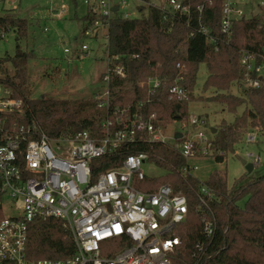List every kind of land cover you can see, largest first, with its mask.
Masks as SVG:
<instances>
[{"label": "built area", "instance_id": "1", "mask_svg": "<svg viewBox=\"0 0 264 264\" xmlns=\"http://www.w3.org/2000/svg\"><path fill=\"white\" fill-rule=\"evenodd\" d=\"M221 1L220 29L228 41L236 22L264 16V0ZM84 3L97 17L83 33L87 38H97L103 29L108 33L110 21L117 14L132 19L134 6L139 13L141 8L153 7L166 15L190 16V9L182 0H85ZM115 7L117 13L113 11ZM208 41L215 42L213 38ZM87 52L88 47L82 46L81 53ZM107 56L109 71L103 78L106 90L95 98L98 108L107 114L101 124L103 136L98 139L88 131L50 139L37 124L19 126L13 116L21 113L22 103L12 97V90L0 85V264H175L181 257L180 232L190 213L189 202L170 184L155 188L146 182L158 179L144 172L146 164L157 167L148 154H131L120 166L105 172L93 170L94 161L139 140L176 146L168 142L166 127L159 123L157 114L146 110L162 81L148 78L140 83L147 90L148 102L113 107L110 73L124 78L125 72L111 63L109 47ZM239 69L240 87L260 89L264 80V46L257 52L243 50ZM183 82L180 69L169 88L170 99H189L190 92L182 86ZM203 124L201 117L191 115L184 132L176 133L182 138L176 140L174 135L179 143L178 152L186 163L180 171L183 175L192 176L196 169L191 167L190 160L215 155L212 140L200 131ZM257 143V136L249 131L241 145ZM242 159L255 169L262 160L260 155L248 151ZM142 184L145 189L140 188ZM197 198L202 238L195 245L191 264L205 261L217 231L211 207L219 201L215 192L202 185ZM36 220L59 221L74 243V254L60 260L29 259V225Z\"/></svg>", "mask_w": 264, "mask_h": 264}, {"label": "trees", "instance_id": "2", "mask_svg": "<svg viewBox=\"0 0 264 264\" xmlns=\"http://www.w3.org/2000/svg\"><path fill=\"white\" fill-rule=\"evenodd\" d=\"M182 1L190 9L189 18L181 14L166 15L150 7L141 8V16L137 19H124L117 14L110 21L109 58L113 65L122 67L125 72L124 78L110 73L111 104L113 107H124L131 103L148 102L147 90L141 88L140 83L148 78H158L162 85L149 99L147 112L156 113L159 123L165 127L185 119L187 121L188 106L195 99L193 91L199 67L205 64L208 79L204 91L215 89L223 93L208 101L225 105L233 114L242 106L247 107L233 124L223 123L215 129L212 140L214 160L223 164L228 155L235 153L241 145L246 129L264 130V80L260 89L245 90L244 98L228 93L231 84L242 77L239 69L241 52L246 49L257 52L264 46V16L236 22L232 38L228 41L220 29L221 0ZM10 13L13 12L0 16L2 35L13 31L18 40L26 38L28 21L12 17ZM96 19L89 12L83 20V33L93 26ZM206 30L208 33H205ZM209 38L215 42L211 44ZM33 57V54L22 52L18 46L15 57L0 59V85L12 90V97L22 103L21 113L13 116L16 123L19 126L37 124L50 139L80 131H88L93 138H101V124L107 114L98 108L96 97L88 101L28 98L26 76L28 62ZM7 64L13 67V76L8 74ZM180 69L184 75L182 86L190 92L187 101L169 97V88ZM178 145V142L172 147L139 140L94 161L93 170L95 173L105 172L120 166L131 154L146 153L150 162L165 171V177L146 182L155 188L163 184L172 185L176 192L186 196L190 208L187 222L180 232L183 240L181 257L175 264H191L195 245L202 238V222L196 212L199 204L197 196L202 185L212 189L219 199L211 205L217 231L202 264H264V176L252 179L244 176L229 189L227 174L214 172L203 184L191 175L180 173L186 163L178 152ZM140 188L145 189L144 184ZM27 250L31 260L67 259L75 251L68 231L57 220L30 223Z\"/></svg>", "mask_w": 264, "mask_h": 264}, {"label": "rangeland", "instance_id": "3", "mask_svg": "<svg viewBox=\"0 0 264 264\" xmlns=\"http://www.w3.org/2000/svg\"><path fill=\"white\" fill-rule=\"evenodd\" d=\"M85 0H0V16L5 12L10 16L27 20L29 23L27 37L18 40L16 33L10 31L3 34L0 31V59L15 57L17 47L34 57L28 62L26 76V93L28 98L50 100H94L106 90L103 75L108 68V39L107 30L99 32L97 38L83 35L84 18L90 9ZM134 4V3H133ZM133 9L132 19H137L141 14ZM64 13V14H63ZM146 13V12H145ZM58 15H62L61 18ZM87 46L89 52L82 54V46ZM7 72L13 76L14 70L10 64L6 66ZM2 77V76H0ZM208 79V69L205 64L200 65L195 90L194 100L188 106L189 117H201L204 124L200 131L214 140L213 129L220 128L223 123L231 125L246 110V105L233 114L225 105L209 102L208 99L218 94H223L215 89L205 90ZM229 95L245 97V89L237 82L231 84ZM188 117V118H189ZM186 119L166 125L168 142L176 144L174 135L183 133ZM253 131L258 138L255 145H241L235 153L229 154L225 163L218 164L214 156L200 157L190 160L194 171L192 176L201 183H207L214 172L227 174L228 188L231 189L237 181L244 176L257 178L264 176V130L261 128H248L246 132ZM245 134L243 136L244 140ZM241 141V143L243 142ZM240 145V144H239ZM250 152L261 156V165L252 175H248L241 163L246 153ZM144 172L148 177L163 178L165 171L146 164ZM243 206V203H241ZM9 214V213H8ZM11 214V213H10Z\"/></svg>", "mask_w": 264, "mask_h": 264}, {"label": "water", "instance_id": "4", "mask_svg": "<svg viewBox=\"0 0 264 264\" xmlns=\"http://www.w3.org/2000/svg\"><path fill=\"white\" fill-rule=\"evenodd\" d=\"M113 11L115 13H117L118 12V8L115 7ZM212 133L215 134L216 133V130L213 129L212 130ZM181 138H182V135L181 134H176L175 135V139L176 140H180ZM241 163H242L243 167H245L246 172L248 173V175H252V173L255 171L254 165L253 164H247V161H245L244 159L241 160Z\"/></svg>", "mask_w": 264, "mask_h": 264}]
</instances>
